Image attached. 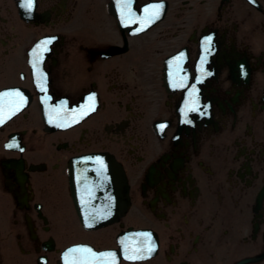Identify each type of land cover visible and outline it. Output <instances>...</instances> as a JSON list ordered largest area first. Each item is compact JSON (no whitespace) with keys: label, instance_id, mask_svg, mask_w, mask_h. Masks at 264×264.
<instances>
[{"label":"flooded vegetation","instance_id":"af4514ba","mask_svg":"<svg viewBox=\"0 0 264 264\" xmlns=\"http://www.w3.org/2000/svg\"><path fill=\"white\" fill-rule=\"evenodd\" d=\"M154 5L146 31L120 27ZM16 92L0 98L21 108L0 126V264H65L80 245L118 264H264V0H37L28 19L0 0V94ZM95 153L122 166L131 206L86 228L110 185L82 199L69 165ZM129 229L150 257L121 259Z\"/></svg>","mask_w":264,"mask_h":264},{"label":"water","instance_id":"95a60500","mask_svg":"<svg viewBox=\"0 0 264 264\" xmlns=\"http://www.w3.org/2000/svg\"><path fill=\"white\" fill-rule=\"evenodd\" d=\"M20 2V12L22 15H30L31 12H33V7L35 6V0L33 3V6L31 9L23 6L25 4V0H18ZM32 14V13H31ZM26 15V16H27ZM83 160V159H82ZM78 160L75 163L74 169L76 168V172L73 170V167H71V177H72V183L74 187V183H76V187H74V190L76 188L79 193H82L84 191L83 185L85 183H110L111 187L114 186L112 185L113 183L121 184V188L119 189L121 191L120 194V201L119 203H111V208H120L123 210L125 207L126 209L128 208L129 205V200H128V189L126 186L125 178L123 176V172L120 170L119 167H117L113 162L109 161L107 163V166L100 165L98 168L94 169L97 165L92 166V164H96V161H98L97 158H92L91 160ZM88 161V162H87ZM99 163V161H98ZM107 175L108 178H103V175ZM73 179L76 181H73ZM119 186V185H117ZM118 189V187H117ZM118 190V191H119ZM112 191H116L115 189H112ZM103 216H101L100 219L96 221H88L84 222L85 224L89 226H102L106 225L109 222L111 223L113 220L110 218L108 219V215L106 219H102ZM134 235V233L132 234Z\"/></svg>","mask_w":264,"mask_h":264},{"label":"snow or ice","instance_id":"6c2138e0","mask_svg":"<svg viewBox=\"0 0 264 264\" xmlns=\"http://www.w3.org/2000/svg\"><path fill=\"white\" fill-rule=\"evenodd\" d=\"M130 2H131V0H124L125 5L130 4ZM33 3H34V0H25V4L23 6L31 9L32 6H33ZM162 7H163L162 5H154L153 6L152 15L148 18V22L149 23L153 22L156 18H158L159 11H160V9ZM145 11L147 12L148 10L146 9ZM210 40H211V37L208 38L209 43H210ZM51 42H52L51 40H47V41L42 42V44L45 46V47H43L42 50L43 51H47L46 45L50 44ZM38 47H40V46L38 45ZM7 95L19 96L20 94L18 92L14 93V94H9V93L0 94V98H2L3 96H7ZM22 99L23 98L21 97V101H22ZM89 99L93 100L94 97H89ZM0 123H3V109H2V107H0ZM161 127H163V126H161ZM142 235H149V234H142ZM151 250L152 249H149V251H151ZM69 251L74 252V251H78V249H72V250H69ZM84 251L91 252V249H84ZM100 255H102V256H110V255H113V254H111V253H102ZM130 258L134 259L135 257H130Z\"/></svg>","mask_w":264,"mask_h":264}]
</instances>
